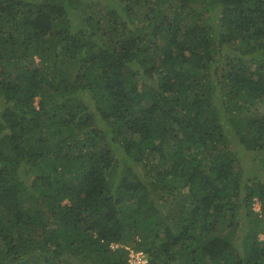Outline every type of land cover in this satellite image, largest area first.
<instances>
[{"label": "trees", "instance_id": "1", "mask_svg": "<svg viewBox=\"0 0 264 264\" xmlns=\"http://www.w3.org/2000/svg\"><path fill=\"white\" fill-rule=\"evenodd\" d=\"M262 219L264 0H0V264H264Z\"/></svg>", "mask_w": 264, "mask_h": 264}, {"label": "rangeland", "instance_id": "2", "mask_svg": "<svg viewBox=\"0 0 264 264\" xmlns=\"http://www.w3.org/2000/svg\"><path fill=\"white\" fill-rule=\"evenodd\" d=\"M39 59L36 57V61H38ZM245 155H247V153L245 152ZM243 157V155H242ZM242 169L244 170V174L247 176V177H251L253 178L254 177V170L253 168H260V163L258 162L257 159H255L254 157H251L250 155H247L245 158H243V160L241 161V165ZM262 169V168H261ZM260 169V170H261ZM251 172V173H250ZM256 200V199H254ZM253 209L255 211H258L259 210V203L257 202V200L255 201V203L253 204ZM257 218H260L261 216L260 215H257L256 216ZM256 218V219H257ZM261 220V219H259ZM254 221V220H253ZM263 219L262 221H259L258 222V227L260 226H263ZM259 237H262V233L259 234ZM174 264H179L178 261L174 262Z\"/></svg>", "mask_w": 264, "mask_h": 264}, {"label": "built area", "instance_id": "3", "mask_svg": "<svg viewBox=\"0 0 264 264\" xmlns=\"http://www.w3.org/2000/svg\"><path fill=\"white\" fill-rule=\"evenodd\" d=\"M128 261L130 264H146L147 260L143 258L142 252H134L129 255Z\"/></svg>", "mask_w": 264, "mask_h": 264}, {"label": "bare ground", "instance_id": "4", "mask_svg": "<svg viewBox=\"0 0 264 264\" xmlns=\"http://www.w3.org/2000/svg\"><path fill=\"white\" fill-rule=\"evenodd\" d=\"M111 246L112 247H117V245H111ZM126 248L128 249V252H127V261H128L129 255L132 254V253H134L136 251V252H142V256H143V258H145L147 260V263L146 264H148V258L146 257L145 253L142 250H134L131 247H126Z\"/></svg>", "mask_w": 264, "mask_h": 264}]
</instances>
